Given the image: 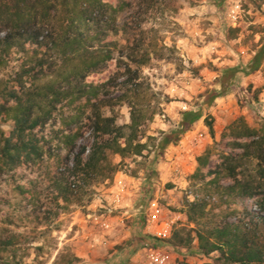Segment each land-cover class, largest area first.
I'll use <instances>...</instances> for the list:
<instances>
[{"label": "rangeland", "instance_id": "374dc122", "mask_svg": "<svg viewBox=\"0 0 264 264\" xmlns=\"http://www.w3.org/2000/svg\"><path fill=\"white\" fill-rule=\"evenodd\" d=\"M116 1L130 4L119 15L118 24L140 15L141 29L151 32L157 48L171 50L162 51L163 59L151 55L150 63L140 68V77L151 94L150 106L155 109L153 119L139 130L138 140L148 148L141 157L109 155L117 167L111 179L85 186L81 201L61 211L54 203L49 178L71 165L72 156L67 160V152L59 148L55 138L58 118L37 130L45 152L42 161L0 175V237L14 235L18 240L10 252H0V264H54L66 253L78 259L74 264H148L149 249L166 255L167 264H212L217 254L203 255L195 240L187 249L173 248L167 242L175 229L196 228L185 216L188 203L205 201L206 221L213 224L243 218L244 211L264 216L254 199L221 203L215 190L204 189L213 177L206 172L214 170L220 155L229 152L228 139L221 135L231 122L241 117L249 127L264 130V57L258 70L247 76L227 72L248 67L264 45V0ZM126 37L118 33L108 40L125 45ZM21 59V54L12 53L6 66L0 68V80L9 81ZM106 76L103 73L98 79ZM213 91L222 96L209 100ZM186 111H200L201 118L175 144L160 151L158 142L164 134L179 129L181 114ZM62 113L68 116L72 110L64 108ZM102 113L113 116L118 126L129 124L130 109L125 103ZM208 118L212 119L213 138L206 127ZM10 129L11 123L0 118V130L7 134ZM91 142L90 130L84 129L75 152L88 148ZM206 149H210L207 168L196 179L190 178L197 168L196 158ZM116 179L129 188L121 194L123 205L111 214L95 209L94 205H100L98 199L103 206L111 203ZM220 183L226 186L230 181ZM154 205L160 212L152 223ZM88 214H104L102 221L110 228L96 224ZM157 221L160 226L169 224L167 238L153 235L158 230Z\"/></svg>", "mask_w": 264, "mask_h": 264}, {"label": "trees", "instance_id": "16d2710c", "mask_svg": "<svg viewBox=\"0 0 264 264\" xmlns=\"http://www.w3.org/2000/svg\"><path fill=\"white\" fill-rule=\"evenodd\" d=\"M129 8V3L116 0H0V68L12 53L22 55L13 77L0 80V118L11 123L7 134L0 130V175L38 165L45 152L36 131L58 118L55 138L67 152V160L72 156L71 165L49 178L54 203L61 211L81 201L85 186L111 179L117 167L109 155L141 157L148 148L138 140L139 130L153 119L155 109L140 68L150 63L151 55L163 59L162 51L171 50L157 48L151 32L141 29L140 15L118 24L119 15ZM118 33L127 36L125 45L108 40ZM263 57L264 45L248 67L227 72L247 76L258 70ZM103 73L107 76L100 81ZM220 96L213 91L209 100ZM120 103L130 109L129 124L124 126L102 113ZM64 108L72 114L64 116ZM200 118V111L183 112L179 129L164 134L157 148L161 151L175 144ZM205 123L213 138L212 119ZM84 129L90 130L92 142L75 152ZM221 137L228 139L229 152L221 154L216 168L206 172L213 177L204 189L215 190L221 203L254 199L264 215V130L249 127L240 117ZM209 155L206 149L196 158L197 168L190 178L196 179L207 168ZM221 180L230 183L222 186ZM206 207L203 200L186 205V219L196 228L175 229L167 241L170 246L187 249L195 240L203 255L217 254L212 264H264V216L244 211L243 218L213 224L206 221ZM17 241L14 235L0 237V252H10ZM59 259L60 264L78 260L66 253L54 264Z\"/></svg>", "mask_w": 264, "mask_h": 264}, {"label": "built area", "instance_id": "2783aa9c", "mask_svg": "<svg viewBox=\"0 0 264 264\" xmlns=\"http://www.w3.org/2000/svg\"><path fill=\"white\" fill-rule=\"evenodd\" d=\"M233 20H236V16L233 15L232 16ZM120 181H117L116 185L119 187L120 185ZM123 193L122 189L119 188L117 189L116 191H114V194L113 196L111 197V203L106 205V206H103L101 205L103 201H101V199H98V202H100L99 204L100 205H94V208H101L103 210H105V212L107 214H111L114 210H115V207L116 206H119L120 202H121V194ZM113 208H112V207ZM154 207V214L151 215V219L149 222H152L154 223L155 222V219H158V215H159V209L158 207L155 205L153 206ZM88 218H93V221L96 223V224H100L104 229H109L110 228V225L108 224V222L106 221H102L103 218H105L104 214L103 215H100V216H96V215H90L88 214L87 215ZM158 221L155 223L157 224V227H158V230L155 231L153 233V235L155 237H157L158 239H164V238H167L170 234V226L168 223H162L161 226L158 225ZM149 228V227H148ZM167 256L162 254L161 252L155 250V249H149L148 250V264H167L168 261H167Z\"/></svg>", "mask_w": 264, "mask_h": 264}, {"label": "crops", "instance_id": "0c3cea01", "mask_svg": "<svg viewBox=\"0 0 264 264\" xmlns=\"http://www.w3.org/2000/svg\"><path fill=\"white\" fill-rule=\"evenodd\" d=\"M118 181L121 182L120 185H119V187L116 185V183H117V179L114 181V184H113V187H112L113 192L116 191L117 189L121 188L123 192L127 193L128 190H129V188L126 186L125 182H124L123 180H121V179H118ZM129 181H131V180H129ZM132 181H133V180H132ZM120 205H121V204H120ZM122 205H123V204H122ZM122 205H121V206H122Z\"/></svg>", "mask_w": 264, "mask_h": 264}]
</instances>
